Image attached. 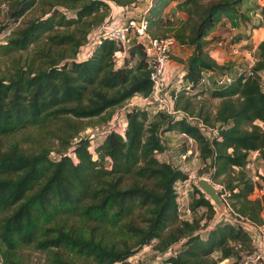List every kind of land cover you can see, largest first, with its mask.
Here are the masks:
<instances>
[{
    "label": "trees",
    "instance_id": "trees-1",
    "mask_svg": "<svg viewBox=\"0 0 264 264\" xmlns=\"http://www.w3.org/2000/svg\"><path fill=\"white\" fill-rule=\"evenodd\" d=\"M134 1L0 0L8 2L15 21L36 6L43 12V17L13 31L8 42L0 45L4 51L24 50L41 42L70 46L57 58L43 52L46 61L49 58L45 66L34 67L19 58L9 72L0 71V137L20 131L19 139L28 142L25 147L16 139L0 149V246L9 263L19 264L13 257L26 245L47 251L49 264H128L127 257L152 241L161 256L148 264H217L230 257L239 260L253 249L250 235L239 224L224 217L211 222L218 211L197 185L191 206L195 211L206 207L208 217L204 222L195 216L190 221L180 219L174 182L185 179L187 173L154 153L165 148L162 130L192 135L205 167L198 176L212 169V180L226 176L223 184L232 209L264 223V174H259L260 185L244 169L252 150L264 163V41L250 73L218 63L208 48L215 40L208 38L223 17L240 27L239 20L249 23L251 13L264 15V6L244 8L251 0H152L147 10L148 29L154 37L165 36L162 30L170 24L165 10L172 2L188 13L176 33L179 44L192 49L185 59H176L184 63L186 79L198 82L205 68L233 72L230 82L209 89V96L220 100L215 112H197L218 127L219 137L207 139L183 118L174 119L165 112L150 118L146 109L136 107L128 112L125 137L108 133L96 145V158L84 137L74 147L76 162L66 153L80 130L74 118L103 114L109 118L113 107L136 92L148 95L152 89L140 45L130 49L131 54H139L133 68L115 67L114 52L119 47L108 39L90 57L75 59L79 46L108 17L109 2L124 6ZM60 7L71 10L72 16ZM72 25L91 29L82 37L59 30ZM189 104V100L183 105L176 101L177 106L194 112ZM46 136L57 138L58 146L44 143L41 138ZM255 186L261 192L252 196ZM213 252L218 253L216 258Z\"/></svg>",
    "mask_w": 264,
    "mask_h": 264
},
{
    "label": "built area",
    "instance_id": "built-area-1",
    "mask_svg": "<svg viewBox=\"0 0 264 264\" xmlns=\"http://www.w3.org/2000/svg\"><path fill=\"white\" fill-rule=\"evenodd\" d=\"M109 3L112 6L114 4V2ZM150 3L152 4V0ZM119 8L121 10L118 12L112 10L101 27L92 32L85 44L79 46L75 59L83 60L90 57L94 48L101 44L103 40L108 39L115 41L119 47L114 52L115 66L119 67L120 65H124L133 68L139 59V54L137 52L131 54L130 49L140 45L147 68L149 69L152 89L148 95H143L139 92L134 93L121 105H117L113 108L110 117L105 120L104 124H96L94 127L88 129L86 135L83 137L88 139L87 148L89 152L96 157V145L110 132H116L122 137H125L128 125V112L136 107L146 109L149 115L155 112H165L174 119L183 118L188 124L199 129L207 139L212 140L215 136L219 137L218 127L216 125L208 123L203 116L197 113L177 106L176 101L179 95L196 101L202 100L205 96L209 95V89L215 84L230 82L233 72L219 73L215 68H205L201 70V76L198 82L186 79L185 67L176 63L175 61L177 60L172 58L174 52L181 46L176 36L165 35L154 37L148 29L149 23L146 18V12L143 14L139 13L138 16L134 14L129 15L131 5H122ZM217 45L218 47H226L228 44L224 41H219ZM258 47L259 46L256 45L253 48L242 50V47L231 46L230 51L233 54L242 53L249 59V64L245 67L235 65L234 68L236 71L246 69V73H250V67L257 59L256 54L255 56H253V54L256 53V48ZM209 52L211 56H213L211 50H209ZM125 59H128V61ZM171 64H173V66H171ZM261 79V87L264 91L263 74L261 75ZM176 132L181 138L182 148L179 149L177 153H174L171 152L172 149L165 147L162 150H156L154 155L159 160L166 161L173 167L187 173L185 179H177L174 182V189L176 192L179 218L190 221L195 215V210L191 206V194L189 192L194 189L197 179L196 174L193 171H189L187 162H196L200 159V148L197 140L192 135L183 131ZM81 137V135L76 136L72 145L66 152L75 162L77 161V157L74 152V147ZM252 152L254 151L252 150L251 153ZM256 152L257 151H255L253 155L249 154L246 162V167L252 168L253 170V159L256 157ZM106 159L107 163L110 165L111 159L108 156ZM259 174H264V169L262 170L259 168L257 173L249 176L253 181H257L259 179ZM258 190V186H255L253 195H255V192ZM224 193L225 196L223 197L222 194ZM227 194V191L222 192L221 189L220 195L226 202V210L223 214H220L218 211L217 217L211 222L214 223L219 217H224L232 223L239 224L250 235L253 249L251 252L244 254L239 261H236V264H264V223H256L248 217L236 213L227 202ZM199 208L197 210H199ZM231 215L234 216L233 219H231ZM212 256L216 258L218 253L213 252ZM217 264H222V260L218 261Z\"/></svg>",
    "mask_w": 264,
    "mask_h": 264
},
{
    "label": "rangeland",
    "instance_id": "rangeland-1",
    "mask_svg": "<svg viewBox=\"0 0 264 264\" xmlns=\"http://www.w3.org/2000/svg\"><path fill=\"white\" fill-rule=\"evenodd\" d=\"M148 1H151V0H135L134 3L131 4V10L129 12V15L134 14L138 16L139 13L137 9L140 7L145 8L147 5H149ZM210 1L212 0H202L203 3H210ZM174 3H175V8H176L175 10H173V6H172ZM114 4H117V3L114 2ZM257 4H259V6H264V0H251L244 5V8H247V7L255 8L256 6H258ZM60 9L62 11H65L68 16H72L71 10L66 9L64 7H60ZM110 13H111V9L109 11V14ZM188 16H189L188 13L185 12L178 5V2L176 1L172 2L168 7H166V10H165V20L169 21L170 24L168 27H166V29H163L162 31L164 30L166 31L165 35L167 34V35L176 36V33L180 32V29L183 26V23L185 22V20L188 18ZM250 16L252 20L249 23H247L243 19L239 20L241 22L240 27H236V28L233 27L227 17H223L220 20V22L216 25L214 31L211 33V36L208 38V39L215 38V40L208 48L209 50H211V53L217 62L232 64L233 67L235 65H240V66L245 67L249 64V59L246 58L242 53L233 54L230 51V49H231V46L242 47L241 48L242 50L247 49V48H253L256 45L257 46L260 45V43L264 41V15L260 13H257V14L251 13ZM38 17L39 18L43 17V12L39 6H36L32 10L28 11L23 17L15 21L10 16L8 2L0 3V45L6 44L8 42V37L12 34L13 31H15L18 28L25 27L32 19H35ZM255 28H257L256 29L257 34L254 38L250 30L255 29ZM90 29L91 28H89V30ZM59 30H61V33L74 32V34H76L78 37H82L84 33L86 32V30H88V28L86 25H82V26L72 25L69 28L59 27ZM44 40H46V38ZM219 41H224L228 45H226V47H218L217 43ZM45 43L46 42H41L39 44H34V45L30 44L27 49L19 50V51H12V52H7V51H4V49L0 48V71L5 72V73L9 72L8 70L12 69L13 65L18 63L19 58H20L19 59L20 62H24V61L31 62L34 67L45 66L49 58H47V61H46V56L43 52L49 51L53 54L55 58H57L59 54L62 53V49L68 50L70 47L69 45L55 46V45H50L49 42L48 44H45ZM39 47H41L43 51H41ZM47 47H50L49 50L46 49ZM258 50H259V47L256 48V53H254L253 56H255V54L257 56ZM190 53H191V49L189 47L180 46L174 52L172 58L183 59L184 57L186 58ZM119 60L121 62L120 58ZM125 60L128 61V59H125ZM188 100L190 101V104H189L190 110H193L194 113H197L200 110L202 111L203 114L209 113L210 115H212L215 112V109L220 101L219 98L210 97L209 95L205 96L202 100H199V101L189 99L185 96H182L180 98L178 97V102L181 105L185 104ZM156 113L158 112H155L154 114ZM154 114H150V115L148 114V115L151 118L152 115ZM103 115L105 116V114ZM104 116L98 115V116H91V117L74 118L73 120L75 121V124L77 126H80V130L76 136L81 135L83 137L86 135L87 130L94 127V125L104 124L105 120L108 119V118L104 119L103 118ZM49 127L52 131L55 129L53 124L49 125ZM29 131H31L32 133V129H30ZM19 132L0 137V149L5 148L9 144L10 141H13L16 139L22 142L21 144L23 146L25 147L28 146V142L23 141L22 140L23 138L19 139L20 137ZM21 132H25V131H21ZM160 137L163 140V142H165V147L169 149L172 148L174 150L173 151L174 153H177L178 150L182 148L181 138L177 135L176 130L174 129L162 130ZM41 140L44 141V143L46 142V144L51 145L52 147L58 146L57 138L46 136V137H42ZM254 152L251 153L250 151L249 154L253 155ZM54 153L55 152H51L50 156L53 157ZM249 154H248V157H249ZM255 155L256 157L253 159L254 170L252 168L246 167V165L244 167L248 176L253 175L254 173H257L259 168L262 170L264 169V163L262 162L261 158H259L258 152H256ZM96 157L92 155L93 159ZM106 164L109 166L107 162ZM187 166H188L189 171H193L196 174V179L197 177H200V176H206L211 179L210 173L213 169L210 171L208 170L204 171L203 175L198 176L199 171L201 169H205L204 163L201 161V159H199L196 162L188 161ZM225 178L226 176L220 175L218 176L216 180L211 179V181L217 187L222 189V191H225V187L223 184L225 181ZM257 182L260 183V185H263V181H261V179H258ZM192 191L193 189L189 192L191 195H192ZM257 192H255V195H252V196H256V194L259 195L261 191L258 190ZM222 195L224 197L225 193ZM216 209L217 211H219L217 207ZM194 216L201 217L202 222H204V220L208 217L207 208L204 206L200 207L199 210L195 211ZM263 216H264V210H263ZM233 218L234 216L231 215V219ZM201 233L204 234L205 233L204 230ZM115 238L119 239V236H116ZM153 244H154V241L140 247L135 253H133L132 255L126 258L127 263L128 264H148V262L154 260L155 258H159L161 255L157 253V250L154 248ZM2 253H3V247L0 246V264H14V263H9V261L3 257ZM13 259L16 261H19V264H49L48 258H47V251L37 249L33 245H26V246L21 247L18 250L17 254L13 257ZM228 259L229 260L225 264H236V261L240 260V259L236 260L234 257H230ZM113 264H121V262H115Z\"/></svg>",
    "mask_w": 264,
    "mask_h": 264
},
{
    "label": "water",
    "instance_id": "water-1",
    "mask_svg": "<svg viewBox=\"0 0 264 264\" xmlns=\"http://www.w3.org/2000/svg\"><path fill=\"white\" fill-rule=\"evenodd\" d=\"M196 185L218 208L219 213L223 214L226 210V202L220 195L221 189L212 183L211 179L206 176L198 177L196 180Z\"/></svg>",
    "mask_w": 264,
    "mask_h": 264
},
{
    "label": "crops",
    "instance_id": "crops-1",
    "mask_svg": "<svg viewBox=\"0 0 264 264\" xmlns=\"http://www.w3.org/2000/svg\"><path fill=\"white\" fill-rule=\"evenodd\" d=\"M150 2L151 1H148V3H149V5H147L145 8H138L137 9V11H138V13H140V14H143L144 12H146L147 13V10H148V8L150 7ZM134 3V2H133ZM132 3V4H133ZM110 4V3H109ZM119 4H113V6L112 5H110L111 6V12H112V10H115L116 12H118V11H120L121 9L119 8L120 6H122V5H119ZM131 5V4H130ZM149 6V7H148ZM173 6V10H175L176 8H175V3L172 5ZM172 6H170V7H172ZM184 14V13H183ZM263 28V27H262ZM262 28H260V29H262ZM257 28H255V29H252V30H250L251 31V33H252V35H253V37L255 38V36H256V34H257V30H256ZM182 46V45H181ZM259 46V45H258ZM183 47V46H182ZM191 49V48H190ZM191 51H192V49H191ZM213 58H214V56H212ZM183 59H185V57L183 58ZM216 60V59H215ZM176 63H178V64H180V65H182L183 67H185V65H184V63L183 62H181V61H175ZM219 63V62H218ZM171 66H173V64H171ZM171 70V69H170ZM170 149H172V148H170ZM173 150V149H172ZM171 150V152H173ZM229 259L228 258H225V259H223L222 260V264H225L227 261H228Z\"/></svg>",
    "mask_w": 264,
    "mask_h": 264
}]
</instances>
